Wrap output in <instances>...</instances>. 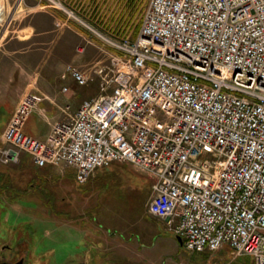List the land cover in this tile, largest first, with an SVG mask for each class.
<instances>
[{"label":"built area","instance_id":"2783aa9c","mask_svg":"<svg viewBox=\"0 0 264 264\" xmlns=\"http://www.w3.org/2000/svg\"><path fill=\"white\" fill-rule=\"evenodd\" d=\"M110 43L108 64L65 67L62 78L99 81L100 94L64 106L44 138L24 132L40 97H21L1 163L25 154L37 168L71 169L78 184L128 164L151 182L148 214L185 250L226 247L264 264V0H149L135 38Z\"/></svg>","mask_w":264,"mask_h":264},{"label":"rangeland","instance_id":"374dc122","mask_svg":"<svg viewBox=\"0 0 264 264\" xmlns=\"http://www.w3.org/2000/svg\"><path fill=\"white\" fill-rule=\"evenodd\" d=\"M56 1L63 6L60 5L62 9L50 2L41 4L39 0H0V40L8 32L17 31L19 24L30 23L39 15L35 13L37 11L51 16L50 22L53 23L46 33L48 40L42 49L37 47L35 51H29L27 58L41 62V65L46 60L45 70L53 75L62 74L67 65L86 69L98 62L108 64V60L116 55L110 42L118 41L120 36L135 38L149 0H137V6L132 9L121 4V0ZM67 78L60 76V81L69 82L65 80ZM78 89L82 91L84 101L100 94L99 81ZM4 128L0 130V136ZM0 174L11 180L13 189L19 194V199L14 202L4 199V207L15 213L11 218L18 215L20 222L30 224L37 234L39 249L49 244L45 232L52 220L53 228L59 229L67 224L76 227L99 225L108 234L129 240L130 255L111 257L112 261L104 264L240 262L226 247L202 253L185 250L183 242H178L177 236L168 229L167 221L148 214L151 182L128 164L116 163L99 169L93 173L94 178L91 176L85 184L78 185L65 166L37 168L27 155L21 154L17 163L5 165L0 161ZM53 236L55 245L60 237ZM68 244L71 245L69 241Z\"/></svg>","mask_w":264,"mask_h":264},{"label":"crops","instance_id":"0c3cea01","mask_svg":"<svg viewBox=\"0 0 264 264\" xmlns=\"http://www.w3.org/2000/svg\"><path fill=\"white\" fill-rule=\"evenodd\" d=\"M35 13L39 15L31 19L30 23L22 26L19 24L17 31L8 32L0 40V130L6 125L18 99L26 93H33L40 97V101L28 117L24 132L35 138H44L51 124L63 118L62 106L68 105L70 112L74 111L84 101V95L70 77L65 79L69 80L65 83L60 81L61 74L53 75L51 71L45 70L46 60L43 65L38 61V65L27 58L29 51H35L37 47L43 48L44 42L48 40L46 33L53 23L50 22V15L40 11ZM64 87L67 88L66 91H63ZM68 170L72 174V180L77 183L73 171ZM94 177L93 174L92 178ZM69 222L67 220L66 223ZM46 229L45 236L49 238V244L46 245L53 249L58 247V256L65 259L66 263L104 264L111 262V257L130 255L129 240L108 234L99 225L76 227L67 224L58 229L53 228L51 220ZM52 235L56 239L60 237L55 245L52 243Z\"/></svg>","mask_w":264,"mask_h":264},{"label":"flooded vegetation","instance_id":"af4514ba","mask_svg":"<svg viewBox=\"0 0 264 264\" xmlns=\"http://www.w3.org/2000/svg\"><path fill=\"white\" fill-rule=\"evenodd\" d=\"M10 216H15V213L4 207L0 187V264H80L62 260L58 256V247L53 249L45 244L39 249L35 238L37 234L30 224L20 222L18 215L17 218Z\"/></svg>","mask_w":264,"mask_h":264},{"label":"trees","instance_id":"16d2710c","mask_svg":"<svg viewBox=\"0 0 264 264\" xmlns=\"http://www.w3.org/2000/svg\"><path fill=\"white\" fill-rule=\"evenodd\" d=\"M0 187H2L3 200L14 202L19 199L18 190H14L11 184V180L0 174ZM240 262H235V264H251L249 259L246 257H240Z\"/></svg>","mask_w":264,"mask_h":264},{"label":"water","instance_id":"95a60500","mask_svg":"<svg viewBox=\"0 0 264 264\" xmlns=\"http://www.w3.org/2000/svg\"><path fill=\"white\" fill-rule=\"evenodd\" d=\"M10 117H11V115H10ZM10 119V118H9ZM9 121V120H8ZM8 123V122H7ZM7 125V124H6ZM177 240H178V242H180L181 243V238L180 237H177Z\"/></svg>","mask_w":264,"mask_h":264}]
</instances>
